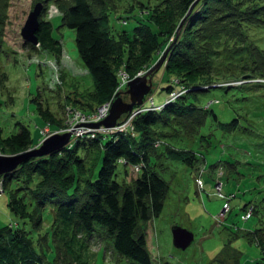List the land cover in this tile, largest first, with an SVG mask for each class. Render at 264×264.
Here are the masks:
<instances>
[{
  "label": "trees",
  "instance_id": "trees-1",
  "mask_svg": "<svg viewBox=\"0 0 264 264\" xmlns=\"http://www.w3.org/2000/svg\"><path fill=\"white\" fill-rule=\"evenodd\" d=\"M2 1L6 2L0 0V6ZM121 1L124 2L125 15H116V11L110 8L117 7L114 0L113 3L110 0H56V4L63 2L59 10L62 15L60 26L75 31L78 56L92 79V87L81 93L82 99L76 96L77 105L84 106H80L81 111H92L110 100L120 84V72L132 78L144 63L153 59L156 62L160 54L155 57L153 52L161 45L163 37L169 35L174 37L163 62L168 71L166 89L171 87L169 79L173 76L171 80H177L178 84L180 81V84L172 90L179 91L182 87L187 88V92L166 102L160 109L136 113L132 130L77 138L60 151L31 157L0 177L2 191L5 187L10 188L9 205L17 214L18 222L0 227V264H93L95 256L90 252V243L96 236L105 239L113 253L129 264H154L148 250L146 225L162 211L169 191L163 172L170 160L181 162L198 174V183L205 166L202 160L206 161V157L192 144H200L203 148L204 142L209 144L207 139L216 138L217 130L219 136L229 142L233 141L235 134L242 133L239 138L248 140L250 145L260 146L258 151L256 148L249 152L252 163L242 162L240 159L245 156L237 155L233 159L230 157L231 162H226L228 165L244 163L252 169L264 166V131L249 128L247 122L239 118L240 107H235L242 103H256V99L231 87L216 86L201 96L194 91L195 85L206 86L236 78L237 69H223L215 63L222 53L214 49V43L222 37L235 44L250 41L253 47H248V52L258 67L254 69V75L264 74V62H260L264 60V0H212L211 3L210 0ZM192 4L194 6L189 11ZM45 11L43 3L41 15ZM181 20V29L176 36ZM128 22L133 24L125 28ZM53 28L51 21L40 19L36 32L39 45L25 44L31 49L61 56L62 45L54 38ZM251 30L258 31L255 39H251ZM1 33L2 61L6 49ZM137 46L139 51L134 53L133 47ZM162 47L165 50L167 46ZM1 76L7 80L6 72ZM187 78L196 80L186 82ZM213 89L219 97L209 93ZM203 94L211 95L212 98L206 96L207 101L216 100L214 104L219 107L224 103V109L221 107L216 111L212 105L196 104L197 95L200 99ZM151 98L141 108L161 105H156ZM255 110L248 109L253 117L263 120L264 110ZM229 114L230 118L227 117ZM17 124L18 131L8 136L2 135L0 126V141L5 146L14 145L18 153L34 147L42 135L40 132L34 141L28 128ZM188 133L192 136L191 141L185 137ZM155 142L160 143L159 149H156ZM86 147L96 148L98 156L88 175L82 177L77 168L83 161ZM204 151L209 152L208 148ZM119 164L139 167L137 176L131 181H119ZM95 165L98 166L96 171L93 169ZM65 170L71 172L70 175H61ZM201 183L203 186L202 180ZM231 195L229 198L235 197V194ZM261 200L264 202V198ZM254 203L257 202L250 199L242 206L244 215H250L246 219L243 215L241 219H256V228L246 232L238 228L235 236L255 239L264 254V227L260 226L264 223V206L260 211ZM33 208L34 211L36 208L34 221L30 216L22 215L25 209L33 212ZM44 219L48 221V227L41 231ZM48 253H52L51 258ZM236 263L235 258L233 264Z\"/></svg>",
  "mask_w": 264,
  "mask_h": 264
},
{
  "label": "rangeland",
  "instance_id": "rangeland-1",
  "mask_svg": "<svg viewBox=\"0 0 264 264\" xmlns=\"http://www.w3.org/2000/svg\"><path fill=\"white\" fill-rule=\"evenodd\" d=\"M39 2L44 3L46 7V11L43 15H40L39 19L52 22L54 27L53 36L61 42L62 53L59 57L51 53L41 52L38 48L31 49L21 38V28L29 12ZM114 2L117 3V7L110 6V8L116 11V15H125L124 7H122L124 2L121 0H114ZM2 3L3 5L0 6V31L2 32L3 47L6 49L5 58L2 61L0 60V126L2 127V135L8 136L17 132V123H20L28 128L31 138L35 141L40 135V130L46 124L49 125L50 133L63 128L66 106L82 109L80 108L81 105L78 106L76 103V96L79 97L81 93L91 89L92 79L78 56L75 46V31L66 26H60L62 15L59 10L63 7L61 5L63 2L56 4V0L43 2L41 0H6ZM110 3H113L112 0H110ZM182 22L183 20L180 21L179 25ZM132 24L133 22H128L125 28ZM180 29H177L176 36L179 34ZM257 33V30H251V39H255ZM173 37V35L163 37L161 45L156 46L153 55L155 57L157 54L162 56L167 51L168 56L171 47H169V44ZM217 41L214 43V49H219L222 56L216 58V65L223 69L226 67L237 69V76L230 80H221V82L210 83L206 86L195 85L194 91L201 96L202 93L208 91L207 89L216 86L243 90L245 95L254 97L256 103L236 105L235 107H240V110H238L239 118L246 121L249 128H262L258 131H264V119L253 117L248 111L250 108H256L255 111L257 112L264 110V74L255 73L256 75H254L257 62L248 52V47L251 48L253 45L250 41L245 44H235L236 42L226 37L220 38L219 42ZM138 44L144 46L143 43L138 42ZM164 45L167 47L162 50ZM133 49L136 50L134 53L139 51L138 46L133 47ZM160 55L156 57V62L160 60ZM262 61L264 62V60L260 62ZM156 62L153 59L146 64L144 63L143 67L132 75V78L143 75ZM165 67L162 64L153 73L152 88L144 103L148 104L152 100L151 97H153V102L156 105H163L166 102L173 101L178 95L187 92V88L183 89L182 87L179 91L176 90L180 81L179 84L177 80L172 81L173 76L169 79L172 83L171 87L166 89L169 82L166 80L168 71ZM5 72L7 73L6 81L1 76ZM187 79L186 82L196 80L195 78ZM174 86L176 89L172 90ZM209 93L212 96L219 97V93L214 89ZM199 96L197 95L196 104H204L205 107L212 105L216 111L221 107L224 109V103L219 107V105L214 104L217 103L216 100L207 101L206 96L212 98L211 95L204 96L203 94L204 97L198 99ZM122 98L124 101H128L127 95H123ZM215 99L217 98L215 97ZM142 106L134 107L138 110L136 113L143 109L150 110V108H141ZM150 107L157 108L159 106L150 105ZM229 116L230 114L227 117ZM132 120L128 123L131 130L133 129ZM50 133L46 135L50 136ZM100 133L102 135L108 134L98 132L96 135ZM241 134H235L233 141L229 142L219 136V132L216 130V138L211 136L207 139L209 144L204 142L203 148L200 147V144H192L195 150L202 152L206 157V161L202 160V165L205 166L203 173L200 174L203 186H199L196 181L198 174L191 172V169L185 164L178 161H169L166 166L167 169L163 172V178L169 184V191L162 211L158 217L153 218L146 225L148 250L154 264H163L164 262L172 264H233L235 258L236 264H264V254L255 239L249 240L245 236L235 237L238 228L241 231H246L253 230L257 226L254 218L241 219L245 213L242 206L250 199L257 202L254 204L259 207L260 211H263L264 206V202L261 200L264 198V166L261 165L259 168L252 169L250 165L244 163L235 166L226 163L231 162L229 161L230 157L233 159L237 155L241 157L243 155L245 158L247 156L248 160H244L245 158L240 160L252 163L249 152L256 148L258 149L255 151L260 149V146L250 145L248 140L239 138ZM190 135L189 133L185 135L189 141L192 139ZM243 141L245 142L243 143ZM71 143L73 142H69L66 146L71 145ZM154 145L156 149L160 148L159 142H155ZM0 146V155L17 154L16 147L12 144L5 146L0 141ZM205 148H208V153L204 151ZM14 150L15 152H12ZM84 153L83 161L80 162V166L77 168L79 175L82 177H86L91 170L98 156V150L94 147H86ZM160 160H162V156ZM97 167L95 165L93 169L95 168L96 171ZM125 169L127 170L126 173ZM117 172L119 181L123 179L131 181L138 174L137 169L134 167L121 164L118 165ZM63 173L70 175L71 172L65 170L61 172V175H64ZM230 193L235 194V197L229 198ZM10 198V188L5 187L4 191L0 188V227L18 223L17 214L13 213L9 205ZM226 203L229 204V210L222 211ZM27 211L25 209L22 215L30 216L34 221L36 208L35 211L34 208L31 210L33 212ZM173 225L186 228L194 235V241L185 250L177 249L172 244L170 229ZM260 226L264 227V223H261ZM47 227L48 221L44 219L40 229L43 231ZM105 243L106 240L99 236L91 241L90 252L95 256L93 264H129L126 259L116 256L110 244L106 245ZM235 251H238L239 254ZM220 253L221 256H218ZM49 254L47 256L51 258L52 253L50 256ZM223 254L227 255L223 258ZM217 256L218 258H216Z\"/></svg>",
  "mask_w": 264,
  "mask_h": 264
},
{
  "label": "water",
  "instance_id": "water-1",
  "mask_svg": "<svg viewBox=\"0 0 264 264\" xmlns=\"http://www.w3.org/2000/svg\"><path fill=\"white\" fill-rule=\"evenodd\" d=\"M194 4L191 5L190 10ZM43 10V3H37L32 11L29 12L27 19L21 28V38L25 43L38 46V39L36 32L39 27V17ZM181 25V24H180ZM180 25L177 29H180ZM178 33V32H177ZM167 56V51L163 53L160 60L146 73L131 78L124 90L115 93L112 102L110 112L106 118L95 124V126L102 125L105 128H114L122 122L123 116L136 113L138 110L135 106H141L144 104L149 92L152 88V76L163 64ZM123 95L128 96V101L123 100ZM164 103L163 105H165ZM162 105V106H163ZM126 115V116H127ZM71 141V132L55 133L45 138L42 144L38 147H32L26 151L12 154V155H0V177L8 172L13 171L19 165L27 161L31 157H42L50 155L54 152H58L63 149ZM172 244L175 248L185 250L194 241L193 233L179 225H173L170 229ZM163 264H172L170 262H164Z\"/></svg>",
  "mask_w": 264,
  "mask_h": 264
},
{
  "label": "built area",
  "instance_id": "built-area-1",
  "mask_svg": "<svg viewBox=\"0 0 264 264\" xmlns=\"http://www.w3.org/2000/svg\"><path fill=\"white\" fill-rule=\"evenodd\" d=\"M120 84L116 89V92L123 90V88L126 86L127 82L131 79L125 72H120ZM114 97V96H113ZM113 97L98 105L94 110L88 111V112H81V110L73 107V106H66L64 110V125L63 128L59 130H54L50 133L49 125L47 124L40 130L42 138L41 140L36 144V147L40 146L43 142V140L49 136L46 134L50 133V135L55 133H64V132H71V141L73 142L77 138L83 137V136H89L93 137L98 132L108 133L112 134L115 132H126V130L129 128L128 123L130 120L133 119L134 114H130L127 116H124L122 118V122L115 126L114 128H105L102 125L95 126L96 123L102 121L104 118L107 117V115L110 112L111 108V102ZM152 104V103H151ZM150 109H160L161 106L157 108H151ZM144 110V109H143ZM141 111V110H139ZM131 129V128H129ZM45 135V136H44ZM135 169L139 170V167L134 166ZM199 186H202L201 180L198 181ZM1 184V181H0ZM233 196V195H231ZM229 210V205L226 203L224 205L223 211ZM250 213H247L244 215V219L248 218Z\"/></svg>",
  "mask_w": 264,
  "mask_h": 264
},
{
  "label": "crops",
  "instance_id": "crops-1",
  "mask_svg": "<svg viewBox=\"0 0 264 264\" xmlns=\"http://www.w3.org/2000/svg\"><path fill=\"white\" fill-rule=\"evenodd\" d=\"M137 171H138V170H137ZM231 194H232V193H230L229 195H231ZM222 211H223V210H222ZM242 217H243V216H242ZM245 232H246V231H245ZM235 237H236V236H235ZM235 237H234V238H235ZM147 239H148V236H147Z\"/></svg>",
  "mask_w": 264,
  "mask_h": 264
},
{
  "label": "clouds",
  "instance_id": "clouds-1",
  "mask_svg": "<svg viewBox=\"0 0 264 264\" xmlns=\"http://www.w3.org/2000/svg\"><path fill=\"white\" fill-rule=\"evenodd\" d=\"M161 108H162V105H161ZM36 147V146H35Z\"/></svg>",
  "mask_w": 264,
  "mask_h": 264
}]
</instances>
